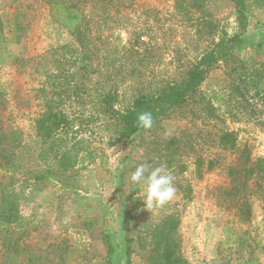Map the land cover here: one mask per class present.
Masks as SVG:
<instances>
[{"label": "rangeland", "instance_id": "374dc122", "mask_svg": "<svg viewBox=\"0 0 264 264\" xmlns=\"http://www.w3.org/2000/svg\"><path fill=\"white\" fill-rule=\"evenodd\" d=\"M77 1L0 0V264H264V0H243L244 17L235 0H120L128 8L107 25L125 47L119 110L134 89L180 80L214 44L240 37L194 99L129 138L100 115L95 82L77 75L86 62L62 22ZM81 1L93 24L109 0ZM50 111L70 121L66 168L64 147L35 128ZM140 164L170 170L174 199L145 206L130 180Z\"/></svg>", "mask_w": 264, "mask_h": 264}, {"label": "trees", "instance_id": "16d2710c", "mask_svg": "<svg viewBox=\"0 0 264 264\" xmlns=\"http://www.w3.org/2000/svg\"><path fill=\"white\" fill-rule=\"evenodd\" d=\"M235 1L237 3V9L240 11V16L244 17V1ZM86 3L87 1L84 3L78 0L73 6L67 7L62 22L64 26L76 35L82 50L81 58L86 62L84 66L78 68L77 75L80 78L87 76L88 80L95 82V89L99 94L93 102L95 106L98 105L101 108L100 115L108 120V126L113 127L115 129L114 133L120 138H129L144 130L137 123V117L140 113L150 112L153 121H155L159 117L164 116L166 109L183 105L184 103L186 104V102L188 103L194 99V95L197 93L196 88L204 81L211 67L217 62V53L220 54L227 51L228 44H232L240 39L239 36H234L229 40H221L214 44V47L210 51L207 50L203 53L199 63L187 69L185 76L180 80L158 82L153 90L148 87L134 89L135 95H133L130 106L119 110L117 109L119 91L121 86L126 82L125 77H120V75L127 73L128 70L126 69V72L124 71L126 65L124 56L119 58L116 55L121 54V51L125 47L120 49V44L114 47L113 43L118 42L119 38L116 37L113 31H110L111 29L107 25L109 24L108 21L112 19L110 16L111 10L115 9V13L117 14L124 11L125 7H128L120 0H109L106 3L103 1V4L105 3L103 5L105 13L101 14L92 24L91 17L77 10L81 8L79 7L81 4ZM52 4L61 5L58 1H54ZM117 26L118 24H116ZM109 46L110 50H107ZM101 52H103V55L100 59L103 60V63L100 62V65V63H95V61L99 59ZM103 68H105V71ZM134 73L135 69H132L131 76ZM99 74L104 78L102 81H98L93 77V75ZM78 89H80L79 85L76 86L77 91ZM69 126L70 121L66 115L58 111L45 113L40 119L35 121L37 134L46 143L50 142L53 147L57 148L64 147L63 153L60 155V166L64 168L71 164L69 163L71 158L69 155L75 150L73 147H70L69 150L66 149L67 141L71 140L68 135ZM62 132L64 135L59 136L58 134H62ZM17 135L18 132L11 133L12 137ZM223 140H233L232 133H227L223 137ZM85 158H94V153L88 152L86 157L80 156L79 162H84ZM11 217L12 214L9 211L6 214L5 220L7 224H10Z\"/></svg>", "mask_w": 264, "mask_h": 264}, {"label": "clouds", "instance_id": "9594fccd", "mask_svg": "<svg viewBox=\"0 0 264 264\" xmlns=\"http://www.w3.org/2000/svg\"><path fill=\"white\" fill-rule=\"evenodd\" d=\"M137 123L144 130L151 129L152 114L150 112L140 113ZM174 179L170 170L163 164L151 169L145 164H140L130 177L131 182L141 188L137 195L142 197L146 207L162 206L174 199L177 191Z\"/></svg>", "mask_w": 264, "mask_h": 264}]
</instances>
